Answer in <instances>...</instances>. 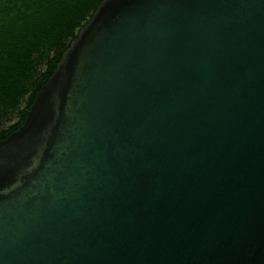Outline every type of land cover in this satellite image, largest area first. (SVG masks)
I'll return each instance as SVG.
<instances>
[{
    "label": "water",
    "instance_id": "1",
    "mask_svg": "<svg viewBox=\"0 0 264 264\" xmlns=\"http://www.w3.org/2000/svg\"><path fill=\"white\" fill-rule=\"evenodd\" d=\"M0 264H264V0H102L0 141Z\"/></svg>",
    "mask_w": 264,
    "mask_h": 264
},
{
    "label": "trees",
    "instance_id": "2",
    "mask_svg": "<svg viewBox=\"0 0 264 264\" xmlns=\"http://www.w3.org/2000/svg\"><path fill=\"white\" fill-rule=\"evenodd\" d=\"M102 0H0V141L19 129L38 92Z\"/></svg>",
    "mask_w": 264,
    "mask_h": 264
}]
</instances>
